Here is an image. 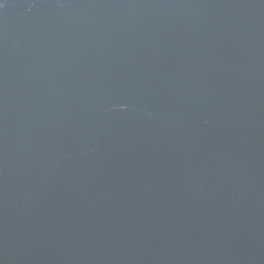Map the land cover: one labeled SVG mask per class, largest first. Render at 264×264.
<instances>
[{"label":"water","instance_id":"1","mask_svg":"<svg viewBox=\"0 0 264 264\" xmlns=\"http://www.w3.org/2000/svg\"><path fill=\"white\" fill-rule=\"evenodd\" d=\"M0 264H264V0H0Z\"/></svg>","mask_w":264,"mask_h":264}]
</instances>
